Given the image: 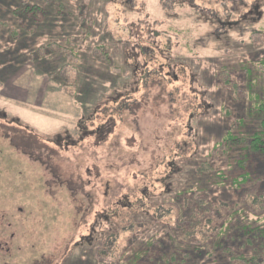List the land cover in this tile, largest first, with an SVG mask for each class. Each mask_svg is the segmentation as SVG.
<instances>
[{
	"label": "rangeland",
	"instance_id": "374dc122",
	"mask_svg": "<svg viewBox=\"0 0 264 264\" xmlns=\"http://www.w3.org/2000/svg\"><path fill=\"white\" fill-rule=\"evenodd\" d=\"M238 2L0 0V113L24 125L26 141L55 149L52 170L68 184L43 189L54 196L48 207L39 202L37 217L54 219L48 231H24L12 264H125L156 232L148 257L159 258L162 244L184 249L183 231L198 240L201 231L213 235L224 213L234 215L231 231L264 230V155L238 163L247 143L224 139L259 128L254 107L264 98V0ZM251 3L259 4L256 13L247 10ZM119 97L131 109L116 114ZM107 116L115 128L97 141ZM65 133L68 150L47 144ZM27 164L29 183L53 180ZM18 169L12 178H23ZM243 173L247 182L232 186ZM188 190L198 204L180 218L172 200ZM201 202H224L227 210L211 216ZM165 231H177L170 246L160 239ZM236 249L244 259L230 262L220 252L212 259L252 264L260 255Z\"/></svg>",
	"mask_w": 264,
	"mask_h": 264
},
{
	"label": "trees",
	"instance_id": "16d2710c",
	"mask_svg": "<svg viewBox=\"0 0 264 264\" xmlns=\"http://www.w3.org/2000/svg\"><path fill=\"white\" fill-rule=\"evenodd\" d=\"M257 1V0H254ZM240 2V0H239ZM238 2V3H239ZM252 4V3H251ZM252 8V9H251ZM259 8V4H252L249 5L247 10H253L252 12L257 11ZM228 12V11H227ZM232 13L231 11L228 12V15ZM244 19H248V15H242V18L240 17L239 21H242ZM238 21V22H239ZM236 24V23H235ZM264 65V61L262 62ZM143 78V77H142ZM121 100L122 98H116L112 101L115 102V111L117 114V111L120 110H130V106L122 104ZM117 103V104H116ZM96 111L94 114L100 113L102 110H100V106L96 107ZM255 112L257 113V117L259 119V128L254 130L252 133L248 134L247 137L241 138L238 136H233L231 134H227L225 136V141L230 143H247L245 146V149H247V153L244 155L242 159H239L237 162L241 163L242 161H248L247 155L248 153H255L257 155H264V98L257 97V101L255 103ZM103 112V111H102ZM101 112V113H102ZM100 113V114H101ZM122 112L119 113V115ZM115 114V115H116ZM118 115V116H119ZM117 116V115H116ZM114 116H107L103 121L101 126L97 128L94 135H96V140H105L104 138L112 133L113 127L115 128V120ZM106 120V121H105ZM105 121V122H104ZM169 169V165L167 166ZM174 167L169 169L171 172ZM198 172L201 174L203 173L202 169L199 167ZM239 177V179H238ZM237 178L232 179L231 185L235 188H240L242 184H245L249 178L248 173L240 174ZM223 179L224 177H220ZM164 180V179H163ZM203 191V190H202ZM143 194V193H142ZM188 195V197H185ZM203 196H205V193H202ZM143 196V195H142ZM175 199L172 200V203L177 208V212L179 213L180 218L181 217H191L192 208L193 205L196 206L198 204L197 201H195V192L192 190L178 192L176 194ZM185 198V200H184ZM136 203H141V198H137ZM220 205H208L201 202L202 208L209 211L211 216L216 215L220 216L219 210H227V207L224 202H221ZM170 204V203H169ZM201 205L199 207L201 208ZM205 206V207H203ZM143 215V212L140 211L139 213H135V221L139 219ZM233 213L226 214L224 213L222 215V222L219 224L217 228V231H215L212 235L208 233L209 231H201L200 233V239L198 240L197 237L194 235V231H183L185 232V236L187 240L182 241V246L184 245V249L179 250L177 248V251L174 250L171 251L168 248V245L162 244L158 247L160 252L159 258L154 257H148L150 251L154 248L153 237H156V232L153 237L149 239L143 240L141 242V245H138L136 249L133 250L131 258H129L128 262L125 264H204L206 260L205 257L208 256V263L214 262L215 264H225L228 263V260L226 261L223 257H216L217 252H220L228 257L229 261H236L237 258L244 259L243 254L238 253V256H234L233 252H237L239 249H236L237 247L242 248L246 251L248 248L254 247L255 252H259L258 257H251L248 261L249 263L252 262V264H264V230L260 229L259 227H253L252 229L247 226H238L240 231H231L233 228L232 223H228V218L233 217ZM177 231H173L172 233L165 231L163 234V237L160 239H167V243L169 246L174 243L175 235ZM137 238L136 236L132 235V240ZM163 241V240H162ZM131 242V241H130ZM164 243V242H163ZM131 248V247H130ZM243 251V252H244ZM216 252L214 255L216 258L212 259L213 253ZM246 261V260H245ZM247 262V261H246Z\"/></svg>",
	"mask_w": 264,
	"mask_h": 264
},
{
	"label": "flooded vegetation",
	"instance_id": "af4514ba",
	"mask_svg": "<svg viewBox=\"0 0 264 264\" xmlns=\"http://www.w3.org/2000/svg\"><path fill=\"white\" fill-rule=\"evenodd\" d=\"M24 129V125L17 118H8V115L0 113V264H12L13 253L23 252L26 241L24 231L49 230L50 221L54 219L48 214L50 212H47L48 219L43 216L39 218L37 215L40 216L42 212L39 202H44L46 198H52L54 195L50 192L51 195L42 196V191L45 187H50L51 182L57 186L66 184L55 176L51 167V156L55 155V149L47 146L46 142L43 145V141L40 143L31 138L26 141ZM65 134L64 139L58 136L59 144L56 143V138L47 144L54 143L53 145L59 149L68 150V145H71L72 141L69 140L70 136ZM28 160H33L46 172L49 171L53 180L45 183L39 180L29 183L25 180V167L30 169ZM14 168H19L17 174L23 178H12ZM43 205L46 206V203ZM35 225L39 229H35Z\"/></svg>",
	"mask_w": 264,
	"mask_h": 264
}]
</instances>
